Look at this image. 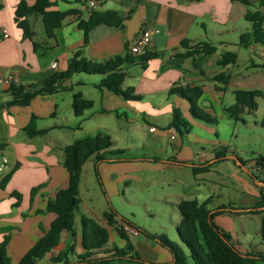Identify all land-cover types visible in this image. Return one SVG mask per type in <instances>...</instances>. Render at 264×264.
Masks as SVG:
<instances>
[{"label": "crops", "instance_id": "1", "mask_svg": "<svg viewBox=\"0 0 264 264\" xmlns=\"http://www.w3.org/2000/svg\"><path fill=\"white\" fill-rule=\"evenodd\" d=\"M19 1L0 0V77L13 73L18 78V84L29 85L54 72L65 70L73 51L83 45V32L76 24L79 19L87 18L88 0H57L55 8H75L77 12L65 17L61 25L54 29V38L46 37L39 18L30 17L34 31L31 39L23 37L14 21V10ZM251 1V10L259 9L264 12V7L259 6L257 0ZM96 3V9L118 11L125 27L101 24L93 28L88 33V43L83 48L86 58L103 61L116 55L123 56L126 54V45L142 29L151 31L150 43L145 51L137 55L130 53L136 58L122 66L126 74L122 89L133 87L139 98L125 100L105 88L98 89L95 84L100 81V75L78 73L64 82L72 85L71 90L37 95L25 106H6L5 102L11 96L7 92L8 86L0 83V179L12 170L5 186L0 188V242L9 233L6 252L11 264H18L24 253L47 232L56 216L54 212L39 211L44 208L47 198L54 197L57 190L68 184L69 175L62 166L63 148L98 133L108 134L113 141L112 149H124L130 157L126 161L98 164V172L109 197L118 195L115 188L118 182L138 172L172 167L183 168L185 172L184 168H189L194 176V185L177 181L181 190L166 194L171 207L176 208L175 227L180 221L177 203L182 199L202 202L211 197L209 206L212 209L224 205L247 209L260 200V183L255 184L256 187L251 186L249 173L238 165L228 164L232 158L227 156L219 163L213 162L216 151L226 146L218 129L219 122L224 120L228 123L231 120L229 115H225L228 114L225 109L234 103L233 91L259 90L261 95L264 94V44L250 43L244 47L239 43L240 34L249 31L251 26L244 18L247 7L232 0H96ZM60 4H64L65 8H60ZM135 13L139 28L132 39L128 40L127 22ZM3 29L6 30L7 37L2 36ZM33 41L36 43L35 47ZM182 42H185V46H182ZM202 42L212 44L216 50L202 56L197 64L193 63L191 56L182 55ZM146 52L157 55L143 62L139 56ZM224 52L235 54L234 62L219 64L218 59ZM52 62H56L55 68L51 67ZM173 85H199L202 95L198 104L205 112L215 116L217 121L210 123L194 118L188 101L169 93ZM77 91L84 98L93 101V106L84 110L80 116L74 115L70 105L72 94ZM174 108L179 110L182 119L188 123V131L184 132V136L177 131L176 137L172 139L169 123ZM244 112H247L246 108ZM110 114H114V117H109ZM32 116H35L37 128L47 129L45 133L34 136L26 134L24 128ZM160 120L166 121L164 126L157 124ZM152 127L156 129L151 130ZM143 128L152 134L150 142L146 139ZM124 139L126 142L122 145L120 142ZM206 144L210 148L206 149ZM144 148L145 152L140 151ZM171 158L175 162L170 161ZM93 162L94 157L91 156L82 165L78 186L80 203L74 211L77 214L74 216L77 219L74 220V234L62 232L58 243L37 264H62L52 262L50 258L63 251L68 244L73 245L68 261L74 262L84 255L86 249L82 244V230L80 232L78 226L84 216L93 219L108 231L107 242L100 248L90 250V257L109 254L116 239H123L116 231L120 216L116 215L115 223L109 225L102 215L104 211H108L109 205L97 207L96 200L90 198L86 202L80 196L79 188L81 184L86 187L85 173L89 169L93 170ZM206 163L211 164L208 171L193 173L192 165ZM218 167L250 190L245 200L236 202L228 199L221 202L222 194L217 191V182L204 178L212 175V172L221 177L215 172ZM255 168L261 170L259 166ZM205 179L206 183L203 181ZM39 185L42 187L30 203V191ZM14 191L21 196L17 206H14L16 198L11 194ZM235 215L239 214H219L214 217V221L225 230L224 218ZM125 234L132 246L131 254L147 261H158L162 252L158 243L142 233ZM232 239L241 252H250L233 236ZM123 240L125 245V239ZM171 259L172 257H168L166 261ZM114 262H121V259L108 264Z\"/></svg>", "mask_w": 264, "mask_h": 264}, {"label": "trees", "instance_id": "2", "mask_svg": "<svg viewBox=\"0 0 264 264\" xmlns=\"http://www.w3.org/2000/svg\"><path fill=\"white\" fill-rule=\"evenodd\" d=\"M67 1V0H63ZM77 1V0H76ZM238 1L247 7L244 18L250 22V30L239 36V43L247 47L250 43L264 44V12L259 9L251 10V0H232ZM259 6L264 7V0H257ZM57 0H32L28 3L25 0H20L14 10V21L18 28L21 29L22 35L25 38L31 39L34 31L32 30L30 17L40 19L44 33L47 38H54V29L61 25L62 20L77 12L75 8L60 10L55 8ZM107 25L111 27L124 28L123 17L116 10H99L94 9L87 18L78 20L76 26L83 32V45L73 51L68 58L67 67L60 72H54L47 78L32 83L29 85L11 84L8 86L7 92L10 94V99L5 102L6 106L28 105L32 98L37 95L55 94L72 89V85H66L64 82L72 75L78 73L100 75V81L95 84L98 89L105 88L125 100L138 99L139 96L134 93L133 87L122 89V83L126 76L123 71L124 63H131L136 56H132L128 52L126 45V54L116 55L103 61H94L86 58L83 55V48L88 43V33L98 25ZM129 41L127 42V44ZM34 47L36 43L33 41ZM185 46V42H182ZM216 50L215 46L210 43L202 42L195 45L189 51L183 53V56H191L194 64L206 54L213 53ZM157 54L146 52L139 56L143 62L155 57ZM236 55L231 52H224L218 59L219 64H227L234 62ZM225 83V81H223ZM170 94H176L189 103L190 113L194 118L205 122L213 123L216 119L205 112L198 104V100L202 95V89L199 85L180 86L173 85L169 89ZM234 103L227 107L225 111L232 120H239L241 114L246 108L248 113L256 110V97L261 95L259 90H234ZM71 108L75 116H80L84 110L93 106V101L82 96L80 91L74 92L71 97ZM264 125V122L262 123ZM169 126L174 127L180 134L188 131V123L185 122L178 109L172 111V120ZM181 128L183 130H181ZM46 128H37L35 125V116L30 118L29 123L24 128V131L29 136L42 134L46 132ZM0 148L2 145L0 144ZM113 141L108 134H95L84 137L74 143L68 144L63 148L62 166L67 170L69 178L66 187L56 191L54 197L47 198L44 208L40 213L54 212L55 218L50 223L47 232L38 238L35 243L24 253L19 259L18 264H37L47 252H49L59 241L62 232L66 231L74 234V211L78 208L80 197L78 195V186L81 177L82 165L91 156L94 157L93 171L98 180V183L106 195L103 188L100 174L98 172V164L101 162H117L126 161L130 157L126 155L124 149H112ZM226 146L220 147L215 153L213 162L223 161L227 158ZM235 162V159H232ZM240 161V160H239ZM243 165V163L240 161ZM184 164V162H183ZM256 165L264 169V156L257 159ZM210 163L202 165H192L193 173L208 171ZM12 170L5 174L0 179V188L5 186L9 179ZM257 179V176H254ZM264 183V182H263ZM42 187L39 185L33 187L30 191V203L33 196ZM12 196L16 198L14 206H17L20 200L18 192H12ZM211 197L206 198L202 202L196 199H182L177 203V210L180 215V221L176 227L181 244L170 241L164 234H152L128 220L120 216V219L135 227L146 237L154 240L160 245L166 247L172 254L173 260L167 263H151L147 264H188L189 260L193 264H254L256 261H264V255L254 252H241L235 245L232 236L219 227L214 222V217L219 214H241V213H257L263 211L259 209L264 205V191L261 190L260 200L252 207L235 208L231 205L219 206L214 209L210 208L209 204ZM25 215V214H24ZM23 215V216H24ZM103 217L109 225L115 223L114 217L117 212L109 206L108 211L103 212ZM82 225V244L86 249L84 255L79 257L74 262L68 261V254L73 250V245L68 244L66 248L59 252L56 256H52V262H62V264H88V263H104L119 259H129L137 262L143 261L136 254H129L132 246L127 240L126 234L116 228L118 234L127 240L126 249H119L113 246L109 254L100 257H90V250L100 248L108 240V231L106 228L99 226L93 219L89 217L81 218ZM261 231L264 238V217L261 219ZM10 239L9 233L3 236L0 242V264H11L10 258L6 252V245ZM187 252H186V250ZM133 255H136L133 256Z\"/></svg>", "mask_w": 264, "mask_h": 264}, {"label": "rangeland", "instance_id": "3", "mask_svg": "<svg viewBox=\"0 0 264 264\" xmlns=\"http://www.w3.org/2000/svg\"><path fill=\"white\" fill-rule=\"evenodd\" d=\"M60 5V8H65L64 4ZM72 5H75V3ZM256 101V110L251 113L243 112L240 119L237 121L231 119L228 120V123H225V121L222 120L219 122L220 126L218 130L219 134L224 139V145H228L226 156L235 157V162L230 159L228 164L238 165L245 172L249 173L252 179L250 185L256 187L255 184L260 183V190L264 191V169L256 170L255 168V166H257V159L260 156H264V125L262 124L264 122V94L257 97ZM209 115L212 116L211 114ZM225 115L227 116L228 114ZM105 116L108 117V115ZM109 117L113 118L114 114H110ZM213 117L215 118V116ZM215 119L217 121V118ZM112 121H114V119ZM165 122V120H160L157 124L159 126H164ZM181 130L183 129L181 128ZM142 131H144L143 133L147 136L146 139L150 142L149 137L152 134L144 128ZM181 135L184 136L183 131ZM125 142L124 139L120 143L123 145ZM147 143H145L146 146L148 145ZM166 143L169 144V142ZM204 147L206 149L210 148L207 144ZM145 150L144 148L140 151L145 152ZM149 154L152 153L149 152ZM239 160L243 165L241 164L240 166L238 164V162H240ZM170 161H174V159L171 158ZM184 169L185 172H183V168L178 169L176 167L169 169L162 168L159 170L147 169L143 172H138L136 175L124 178L122 181L118 182L115 185L118 195L115 194L111 197L103 193L94 171L89 169L85 173V178H87V182L85 183L86 187L84 184H81L79 188L81 193L80 196H82L83 200L86 202H88L90 198L96 200L97 207L107 206L108 204L116 210L118 216L125 218L137 227L152 234H164L170 241L182 245L176 230L177 226L175 227L174 223L177 218L176 208L171 207L166 194L181 190V185L177 183V181H185V183L190 182L194 185V176L191 174L190 170H188V167ZM215 172H218L221 177H218L217 174L212 172L213 176L206 175L204 178L213 179L217 182V191H220L222 194L220 199L221 202H226L228 199L241 202L248 197L250 190L245 185L241 184L235 177L226 174L225 171L219 167L215 169ZM254 176H257V179L254 178ZM203 181L206 183V179ZM104 184L103 181V188L106 186ZM76 215L75 212L74 216L76 217ZM228 217L230 218H224L225 231L233 236V238H236V240L250 252L264 255V238L261 231V219L264 217V209L257 213H241L233 217ZM74 220L76 221L77 219L74 218ZM121 221L122 220H120V222ZM78 226L81 232L82 227L80 222ZM139 233L141 232L139 231ZM123 239H116V248L126 249L128 238L127 240L125 239V245ZM80 243L79 240V246ZM119 243L121 245H119ZM159 247L162 249V252L159 259H157L158 261H147L139 256L143 261L137 262L124 259L121 260V262H114L112 264H147L146 261L151 263H167V258H171L172 254L166 247L162 245ZM128 253L131 255L130 252ZM133 256L136 257V255ZM172 260L173 257L168 262ZM256 263L257 262H255V264ZM41 264L47 263L41 262ZM188 264H193V262L189 260ZM257 264H264V261H259Z\"/></svg>", "mask_w": 264, "mask_h": 264}, {"label": "built area", "instance_id": "4", "mask_svg": "<svg viewBox=\"0 0 264 264\" xmlns=\"http://www.w3.org/2000/svg\"><path fill=\"white\" fill-rule=\"evenodd\" d=\"M97 8L96 0H88L87 1V16ZM2 36L7 37L8 34L5 29L2 30ZM151 31L149 29H142L139 34L131 41L128 45V52L132 54H141L145 51L150 43ZM52 68L56 67V62H52ZM18 78L13 73H7L0 77V83L4 85L18 84ZM156 128L152 127L151 130H155ZM170 138H175L177 135V131L174 127H170ZM118 228L121 229L124 233L130 235H138L139 231L130 225L127 222L121 221L118 225Z\"/></svg>", "mask_w": 264, "mask_h": 264}, {"label": "water", "instance_id": "5", "mask_svg": "<svg viewBox=\"0 0 264 264\" xmlns=\"http://www.w3.org/2000/svg\"><path fill=\"white\" fill-rule=\"evenodd\" d=\"M138 28H139V22L137 21V13H135L130 19H128V22H127L126 35H127L128 40L132 39L133 34L138 30ZM229 157L232 159H235V157L233 156H229ZM238 164L241 166L240 162H238ZM261 208H264V207L263 206L259 207V209Z\"/></svg>", "mask_w": 264, "mask_h": 264}]
</instances>
